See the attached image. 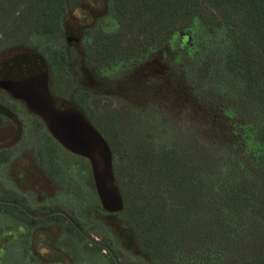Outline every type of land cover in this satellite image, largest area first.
I'll use <instances>...</instances> for the list:
<instances>
[{
	"label": "trees",
	"instance_id": "trees-1",
	"mask_svg": "<svg viewBox=\"0 0 264 264\" xmlns=\"http://www.w3.org/2000/svg\"><path fill=\"white\" fill-rule=\"evenodd\" d=\"M108 17L113 30L101 23ZM188 31L195 54L183 63L186 78L202 106L225 114L234 142H208L199 121L163 105L95 95L107 85L105 70L134 71ZM36 38L55 44L43 49ZM33 69L47 71L58 107L74 105L104 126L121 210H107L97 195L83 223L78 210L48 202L54 194L38 174L56 190L76 186L72 169L82 163L70 154L94 179L90 161L17 95L15 81ZM0 93L44 126L40 173L15 146L0 147V231L6 218L26 229L29 264H79L82 254L92 264H264V0H0ZM14 117L20 123L0 103V119ZM15 238L0 235V264Z\"/></svg>",
	"mask_w": 264,
	"mask_h": 264
},
{
	"label": "rangeland",
	"instance_id": "rangeland-1",
	"mask_svg": "<svg viewBox=\"0 0 264 264\" xmlns=\"http://www.w3.org/2000/svg\"><path fill=\"white\" fill-rule=\"evenodd\" d=\"M73 16L76 20H80L83 18V13L78 9ZM101 23L108 30L116 28V24L111 17L103 19ZM185 37L188 39L183 42ZM87 40H85V44L89 43V40ZM35 43L41 46V48L46 49L54 45L55 41L36 38ZM193 49V31H188L181 34L170 45L151 54L134 71L130 72L128 69L108 68L102 73L107 85L100 94L95 95L104 99V101L111 97L121 96L128 99L136 107H139V105L145 106L149 102L156 106L163 105L166 109L185 120L199 121L202 125V134L208 142H217L219 144L234 142L237 137L234 136V132L225 114L217 113L215 110L213 111L202 106L201 101L197 99L192 89L189 78H186L187 74L183 63L187 56L192 57L195 54ZM0 103L13 109L17 118L20 119V123L16 117L13 118L14 123L4 118L0 119V147L10 148L15 146L14 154L16 156L24 154V160L31 163L38 170V173H40L39 166L42 165L40 157V133L44 130L41 119L34 114H30L21 103L9 99L4 93H0ZM148 117L150 118L149 115ZM91 123L105 140H107L104 126H102L100 121H92ZM174 124L176 123L174 122ZM16 125L18 127L21 125L23 128V137L21 140L18 137L19 133ZM70 156L78 158L83 164L75 166L72 169L73 176L77 181L76 186H60L56 190L49 181L44 179L45 177L41 173L38 174L37 182L45 191L47 190L54 194V197L48 200L50 204L61 203L69 208L78 210L80 213L78 215L84 223L86 219L89 220L91 218L89 215V211L91 210L90 206L96 202L97 191L95 184L90 179V171L86 160L77 155L70 154ZM85 212H88L86 219L83 217ZM94 224L98 226V233L108 235L107 229L99 221H95ZM25 230L23 226L14 222L12 219H4L0 235L6 232L16 234V238L7 245L6 264H23L24 259V263L29 264V252L21 244V236ZM94 237L99 238V235L94 234ZM75 246L79 247L77 244ZM39 249L41 253L48 252V249L42 245L39 246ZM78 263L92 264L91 260L86 259L83 254L80 255Z\"/></svg>",
	"mask_w": 264,
	"mask_h": 264
},
{
	"label": "water",
	"instance_id": "water-1",
	"mask_svg": "<svg viewBox=\"0 0 264 264\" xmlns=\"http://www.w3.org/2000/svg\"><path fill=\"white\" fill-rule=\"evenodd\" d=\"M14 89L43 118L59 142L90 161L97 195L103 206L109 211L121 210L124 200L116 184L108 142L77 107L71 104L62 107L56 105L49 88L47 71L30 70L15 81Z\"/></svg>",
	"mask_w": 264,
	"mask_h": 264
}]
</instances>
